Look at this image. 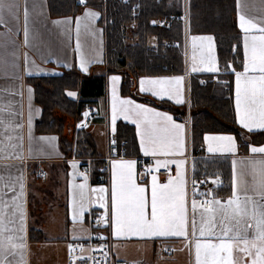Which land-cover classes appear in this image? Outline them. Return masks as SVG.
<instances>
[{
    "label": "crops",
    "instance_id": "0c3cea01",
    "mask_svg": "<svg viewBox=\"0 0 264 264\" xmlns=\"http://www.w3.org/2000/svg\"><path fill=\"white\" fill-rule=\"evenodd\" d=\"M130 0H124L128 2ZM131 7L132 18L137 17L140 10V2L143 0H134ZM234 4V19L237 32L239 33V41L241 47L240 68L233 71L230 67L228 73L232 74V99L235 123L247 135H242L239 142L235 135L231 133H204L200 137H194L192 133L191 110V92L192 82L196 79L202 84L200 76L208 75L218 79L216 76L221 73L215 38L210 33H202L197 31L196 22L192 19V25L189 27L188 20L184 24V15L188 19L187 11L184 12V6H187L188 0H171V3L177 2L180 5L179 13H170L167 16L156 17L150 21V25L158 28L171 29L178 22L185 25L183 30V47L179 48L174 42L166 46L180 50L183 56L182 67L179 73L159 75H141L136 79L135 95L136 97H147L156 102H166L174 107L184 111L185 116H175L153 104L140 102L130 96L121 94L122 76L120 74L106 75L105 70L97 68L105 62V38L104 30L100 24V13L89 5H82L80 0L72 2L76 10H69V13L60 14L56 12L61 10L59 6H64V0H6L7 3L19 5L18 18L5 14L7 24H0V149L6 144L20 145L21 141L17 137H23L22 147L16 149L17 152H23L25 160H3L0 159V176L7 178L8 172L3 167L5 164L13 165L12 175L19 176L20 171L16 170L19 166L23 172L25 183L24 209L26 213L24 236L25 249L23 250L25 264H65L68 259V244L70 241L83 240L88 236L87 218L88 213L99 212L103 215L102 223L106 235L111 240L112 253L116 261L123 264H187L191 259L196 264L194 240L191 236V227L189 226V237H119L114 235V228L111 223V186L113 179V162L114 161H136V182L141 186H146L147 196L151 199V177L147 176L143 179L137 176V166L142 161H150L156 167V160H172L183 159L186 161L185 172L188 179L189 171L195 179H199L200 169L208 168L214 172L211 176L204 175L200 179H208L211 182V188L208 192L214 193L217 199L226 202L232 195L233 185V161H236L237 172L240 171L241 162L247 160H264V154H253L250 151L252 146H264V141L259 143L250 142V135L264 133V129H253L249 131L244 128L237 117L236 113V82L235 72L243 71L244 62V35L245 33L239 27L238 14H243L248 19L259 21L264 18V0H232ZM183 2V9H182ZM28 10V43L24 42V7ZM239 5V7L237 6ZM72 7V8H73ZM99 13L98 18L89 22L83 19L85 9ZM70 9V8H69ZM186 10V7H185ZM177 17L170 28L162 27L158 24L159 19ZM80 20V30L77 34L76 20ZM59 22V23H57ZM87 25V27H86ZM134 27V23L131 24ZM11 32L5 37L8 30ZM190 32L200 35L199 37H212L211 56L216 59L218 71H208L209 58L204 55V61L201 57L198 62L194 63L196 71H193L190 62L186 60L187 56V38ZM252 34H259L253 32ZM77 40H79V51H77ZM206 41H201L198 46L200 54ZM150 47L156 46L155 37L148 39ZM15 53V56L12 53ZM25 54L27 55V63L25 62ZM204 54V53H203ZM81 56L88 62L87 71L80 67ZM13 64L16 67H13ZM63 70L77 69L83 74H91L95 77L105 76L106 92L105 97L98 103L97 111L101 116H96L90 122L87 131L92 134L98 153V160L107 164L105 172L106 182L104 184H92L89 175L84 166L87 165L85 160L78 157L66 158L65 154L59 148V138L56 135H41L36 132V123L41 116V109L35 103L34 91L27 82V78L31 77H53L62 74ZM165 70L166 67H163ZM31 73V75H29ZM119 77L116 82V113L113 122V93L111 77ZM183 77L180 85L181 99L183 103H176L175 97L153 95L150 91H141V80ZM211 83V82H208ZM215 83V82H213ZM204 85V84H202ZM147 87V85L145 86ZM31 89V92H29ZM23 93V96L20 93ZM131 100L133 106L142 105L156 112L167 113L173 118L175 123L184 125L185 154L180 157H164V156H145L140 146L139 132L143 130L137 128V124L133 121L136 119L134 113L128 112L127 118L124 109H128V105H122L120 101ZM29 105H31V134L32 139L29 140ZM95 110V109H94ZM123 123L134 130L136 145L127 149L123 147V154L119 153L120 145L115 141L117 124ZM5 124H9L5 131ZM21 125V127H16ZM233 136L236 141L237 151L233 155L231 153L208 151V142L205 136ZM13 139L9 141L7 137ZM48 138L42 141L40 138ZM104 137L107 144L105 145ZM100 139V140H99ZM50 140V142H48ZM125 141V140H123ZM121 141V142H123ZM120 142V143H121ZM31 148V156L29 149ZM117 150V156H113V152ZM8 151L12 149L9 147ZM89 159V158H88ZM92 160V159H91ZM73 162L76 168L72 167ZM229 165L230 169V192L219 193V187L223 185L221 172L222 165ZM176 175L175 164L168 166ZM163 168V167H161ZM85 176L87 179L85 180ZM158 182L165 184L168 177L156 175ZM5 181H0V188H3ZM80 184H86L85 192L88 201L85 202L86 211L83 214V223L73 221V200L79 198ZM104 188L107 190L105 194V205L101 207V201L97 199V193L92 189ZM17 191L19 185L17 184ZM188 191V190H187ZM12 193H9L5 199H9ZM204 197V196H203ZM210 199L211 196L205 197ZM189 201V198H188ZM189 206V205H188ZM203 211L198 207L195 216L196 222H200V212ZM107 215L108 219H105ZM192 212L189 211L191 219ZM86 230V231H85ZM198 235V233H197ZM203 239V238H201ZM190 241H192L190 243ZM169 252V255L166 253ZM234 257L239 259L240 253L234 251ZM175 256V257H173ZM9 259H13L9 257ZM15 261H19V254L15 257Z\"/></svg>",
    "mask_w": 264,
    "mask_h": 264
},
{
    "label": "snow or ice",
    "instance_id": "6c2138e0",
    "mask_svg": "<svg viewBox=\"0 0 264 264\" xmlns=\"http://www.w3.org/2000/svg\"><path fill=\"white\" fill-rule=\"evenodd\" d=\"M81 4H87V0H80ZM239 7V5H237ZM19 5L0 0V24L6 25L5 14L18 18ZM99 13L86 8L83 19L93 21ZM80 20H76L77 34L80 30ZM239 27L244 35V62L243 71L235 72L236 82V113L240 124L252 131L264 129V18L259 21L246 18L238 14ZM28 10L24 7V42L28 43ZM59 23V22H57ZM87 27V25H86ZM11 32L5 33V37ZM253 32L259 33L252 34ZM193 60L195 61L196 40L209 42V66L208 71H218L216 59L211 56L212 37H193ZM77 40V51H79ZM15 56V53H12ZM201 62L204 54H201ZM27 63V55L25 54ZM87 61L81 56L80 67L87 71ZM13 67H16L13 64ZM231 67L226 66L227 68ZM193 71H196L194 66ZM235 71V69H232ZM31 75V73H29ZM119 77H111L113 93V122L116 113V82ZM183 77L159 78L141 80V91H150L153 95L175 97L176 103H183L181 99L180 85ZM147 85V87H145ZM31 92V89H29ZM23 96V93H20ZM74 95V93H69ZM122 105H128L124 109L126 113H134L133 121L139 132L140 146L145 156L177 157L185 154L184 125L175 123L167 113L156 112L142 105L133 106L131 100L120 101ZM87 115V113H85ZM4 121H0L3 124ZM29 140L31 134V105H29ZM9 124H5L7 131ZM21 127V125H16ZM9 141L13 138L7 137ZM20 145L6 144L0 149V159L19 160L23 162V152H17L22 147L23 137H17ZM42 141L48 138L41 137ZM210 153L221 152L236 154L237 145L233 136H205ZM50 142V140L48 141ZM12 151L9 152L8 148ZM253 154H264V146L250 148ZM31 156V148L29 149ZM136 161H114L113 179L111 186V223L114 235L119 237H189L194 240L196 264H264V160H247L241 162L240 171L237 172L236 161H233L232 195L226 202L217 199L214 193L197 192L196 180L191 181L193 186L191 200V219L189 217V201L185 172L186 161L183 159L156 160V170L167 168L175 164L176 175L168 177L165 184L158 182V177H151V199L149 214V199L146 186L136 182ZM7 172V178L0 176V181H5L0 188V264H25L23 250L26 245L22 233L25 231L26 213L24 209L25 183L23 172L19 166V176L12 175L13 165L3 166ZM73 168L76 164L73 162ZM152 168L148 169L151 174ZM87 177L85 176V180ZM17 184L19 191H17ZM79 198L73 200V221L83 223L82 217L86 211L85 202L88 196L85 192L86 184L78 186ZM97 193V199L101 201V207H106L104 188L92 189ZM12 193L9 199H5ZM209 197L198 206L196 196ZM201 207L200 222L197 224L195 213ZM107 220V215L105 216ZM86 231V230H85ZM198 233V235H197ZM203 238V239H201ZM192 241H190L191 243ZM234 251L240 253L239 259L234 257ZM19 254V261L15 257ZM12 257L13 259H9Z\"/></svg>",
    "mask_w": 264,
    "mask_h": 264
},
{
    "label": "trees",
    "instance_id": "16d2710c",
    "mask_svg": "<svg viewBox=\"0 0 264 264\" xmlns=\"http://www.w3.org/2000/svg\"><path fill=\"white\" fill-rule=\"evenodd\" d=\"M64 6H59L60 14L76 10L72 2L64 0ZM135 1L130 0H87L90 7L97 10L100 24L104 30L105 38V62L99 69H103L106 75L120 74L122 76L121 94L130 96L140 102L150 103L175 116L184 117L185 113L180 108L166 102H156L147 97H136V79L141 75H159L162 73H179L183 63L180 50L166 46L176 43L183 47V31L181 23L177 22L171 29L158 28L150 25V21L156 17L167 16L170 13L180 15V5L171 0H143L140 2V10L137 17L132 18L131 7ZM85 5V4H84ZM73 7V8H72ZM70 8V9H69ZM197 31L210 33L214 36L219 67L221 73L217 75L219 82L215 84H200L196 79L192 82L191 110L192 133L194 137L204 133H231L241 142L242 135H246L235 123L232 99V74L228 73L231 66L240 68L241 47L239 33L235 26L234 4L232 0H200L196 6ZM203 10V11H202ZM135 24L132 27L131 24ZM155 37L156 46L150 47L148 39ZM163 67H166L164 70ZM210 80L212 76H200ZM200 79V78H199ZM27 82L34 91L35 103L41 109V116L36 123L38 134H55L59 138L61 149L66 158L78 157L92 159L90 162V179L92 184H98L99 178L105 177L101 171L103 162L98 160L96 144L88 131L85 132L83 121V107L88 105L96 109L98 103L105 97L106 78L95 77L91 74H83L77 69L63 70L62 74L53 77H31ZM74 93L75 97L69 95ZM67 119L79 124L77 141L74 147L77 152L72 153L73 142L63 136ZM247 136V135H246ZM250 142L261 143L264 141V133L250 135ZM125 140L127 149L136 145L134 130L130 126L118 123L115 141L118 145ZM124 151V150H123ZM85 166V163H84ZM221 177L223 185L219 187V193L230 192L229 165H222ZM200 169L199 179L203 174L211 176L215 173L208 168Z\"/></svg>",
    "mask_w": 264,
    "mask_h": 264
},
{
    "label": "built area",
    "instance_id": "2783aa9c",
    "mask_svg": "<svg viewBox=\"0 0 264 264\" xmlns=\"http://www.w3.org/2000/svg\"><path fill=\"white\" fill-rule=\"evenodd\" d=\"M83 5V4H82ZM177 17L170 16L169 18L165 19H159L158 24L162 27L170 28L173 26V22L176 20ZM215 78H212L210 80L201 78L200 82L202 84H205L207 82H213ZM83 110L85 113H91L92 108L88 105H85L83 107ZM127 144L126 141H123L120 143L119 153L123 154V147ZM117 150L112 153L113 156H117ZM91 159H87V165H86V172L90 177V162ZM152 168L153 171L151 174L148 173V169ZM101 171L105 172L107 170V164H103ZM152 175H160L163 177H168L170 175H174V171L167 167L160 168L158 171L156 170V167L150 162V161H142L137 166V176L140 179H143L144 177H149ZM195 179L191 172L189 171L188 174V184H187V190H188V198H189V211H191V200H192V191L193 186L191 181ZM196 180V190L197 192H208L211 188V182L208 179H195ZM99 184H104L106 182L105 177L99 178ZM198 206L201 204L203 200L206 198L203 196L197 195L196 197ZM104 218L103 215L99 212H89L88 218H87V227H88V236L83 240H74L70 241L68 244V259L65 264H123L122 262L116 261L113 253H112V246H111V240L106 235L103 223ZM166 255H169V252L166 253Z\"/></svg>",
    "mask_w": 264,
    "mask_h": 264
},
{
    "label": "rangeland",
    "instance_id": "374dc122",
    "mask_svg": "<svg viewBox=\"0 0 264 264\" xmlns=\"http://www.w3.org/2000/svg\"><path fill=\"white\" fill-rule=\"evenodd\" d=\"M199 2H200V0H188V3H187V6H184V12H186L187 11V14H188V19H187V17H186V15H184V17H185V19H184V24H185V22H187V20H188V25H189V27L192 25V19H195V21H196V18H197V12L199 11V9L197 10L196 9V6L199 4ZM182 9H183V2H182ZM185 7H186V10H185ZM203 11V10H202ZM180 25V27L182 28V31L184 30V28L183 27H185V25ZM200 35H196V33H194V32H190L189 33V36H188V38H187V56L188 57H186V60H187V63H188V61L190 62V65H191V67L192 66H194V63L195 62H198L199 60H200V57H201V54H200V48H199V46H198V44L201 42V41H204V40H196L195 41V44H196V48H195V56H196V59H195V61L193 60V54H194V49H193V37H199ZM206 41V43H205V45H204V48H203V53H204V55H206L208 58H209V51H208V49H209V42L207 41V40H205ZM211 50H212V46H211ZM211 55V54H210ZM200 81V80H199ZM213 82H215V83H218L219 82V80L218 79H216L215 78V80L213 81ZM213 82H211V84H215V83H213ZM208 83V82H207ZM73 97H75V94L74 95H72ZM84 113V115H83V121L81 122V123H79V124H82V123H84V121L86 120V123H84L85 125H84V129H85V132H87V128H88V126L90 125V122L96 117V116H99V114H100V116H101V113H99L98 111H97V109H92V112L91 113H88L87 115H85V112H83ZM63 115V114H62ZM63 117L65 118V120L67 119L66 117H68V116H66V115H63ZM95 120H93V122H94ZM79 124H75L74 122H72V119H67L66 120V124H65V126H64V130H63V136H64V138L65 139H67V142H68V140H72V144H73V148H72V153H76L77 152V150L75 149V147H74V142L75 141H77V138H79V136L77 137V134H78V128H79ZM38 134V133H37ZM42 135V134H41ZM45 135H55V134H45ZM57 136V135H56ZM58 137V136H57ZM100 140V139H99ZM104 143H105V145L107 144V140H106V137H104ZM60 145V144H59ZM59 148L61 149V147L59 146ZM62 150V149H61ZM62 152L65 154V152L66 153H69V149L66 147V151L64 152L63 150H62ZM87 163V162H86ZM173 257H175V256H173ZM190 262L191 263H193V259H191L189 262H187V264H190ZM183 264H184V262H182Z\"/></svg>",
    "mask_w": 264,
    "mask_h": 264
}]
</instances>
